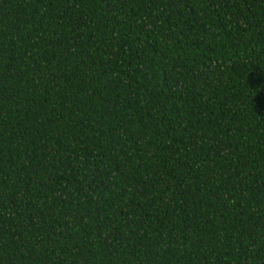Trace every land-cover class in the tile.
Returning a JSON list of instances; mask_svg holds the SVG:
<instances>
[{
	"label": "trees",
	"instance_id": "obj_1",
	"mask_svg": "<svg viewBox=\"0 0 264 264\" xmlns=\"http://www.w3.org/2000/svg\"><path fill=\"white\" fill-rule=\"evenodd\" d=\"M264 0H0V264H264Z\"/></svg>",
	"mask_w": 264,
	"mask_h": 264
},
{
	"label": "snow or ice",
	"instance_id": "obj_2",
	"mask_svg": "<svg viewBox=\"0 0 264 264\" xmlns=\"http://www.w3.org/2000/svg\"><path fill=\"white\" fill-rule=\"evenodd\" d=\"M261 95H264V93H262Z\"/></svg>",
	"mask_w": 264,
	"mask_h": 264
}]
</instances>
